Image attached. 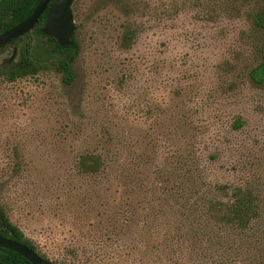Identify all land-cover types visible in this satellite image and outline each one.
I'll use <instances>...</instances> for the list:
<instances>
[{
	"label": "rangeland",
	"instance_id": "obj_1",
	"mask_svg": "<svg viewBox=\"0 0 264 264\" xmlns=\"http://www.w3.org/2000/svg\"><path fill=\"white\" fill-rule=\"evenodd\" d=\"M263 10L264 0H75L73 84L52 71L0 78L11 221L70 262L74 239L126 220L129 256L91 264H264V86L249 79ZM107 153L112 168L79 176L80 156ZM235 188L258 209L247 229L209 215Z\"/></svg>",
	"mask_w": 264,
	"mask_h": 264
},
{
	"label": "trees",
	"instance_id": "obj_2",
	"mask_svg": "<svg viewBox=\"0 0 264 264\" xmlns=\"http://www.w3.org/2000/svg\"><path fill=\"white\" fill-rule=\"evenodd\" d=\"M41 0H0V36L26 21L34 12ZM55 0H52L44 15L39 19L35 28L24 37L0 47V54L8 48L16 49L20 55L19 60L8 61L0 66V78L7 82H15L19 79L34 77L42 72L52 71L59 74L64 83L72 85L76 79L74 65L81 54V48L76 41L75 34L78 27H74L73 44L61 47L58 41L43 34L42 30L47 23V14L53 8ZM73 13V12H72ZM254 26L264 31V10L252 16ZM262 61L249 74L251 82L257 86H264V48L261 51ZM243 127V122L238 120L236 129ZM115 157L110 154H85L80 156L77 162V171L82 177H97L113 167ZM113 172L106 174L108 179ZM225 187V186H224ZM219 188L228 191L229 188ZM229 199L221 204H213L209 215L218 219L223 218L228 224L241 229H247L258 217V209L255 206L252 195L245 193L241 188H235L232 192H226ZM192 195V192L189 193ZM128 222L123 224L112 223V230L107 234H99L90 238L86 236L83 242L74 239L72 247L66 251L67 257L74 262L63 259L54 252L45 251L44 248L15 225L6 210L0 204V237L21 243L37 252L44 260L53 264H91L93 259L99 262L107 257L108 252L112 256L127 257L123 240H125ZM117 226L120 231H117ZM59 255L61 258H59ZM64 255V254H63ZM0 264H31L17 253L0 248Z\"/></svg>",
	"mask_w": 264,
	"mask_h": 264
},
{
	"label": "water",
	"instance_id": "obj_3",
	"mask_svg": "<svg viewBox=\"0 0 264 264\" xmlns=\"http://www.w3.org/2000/svg\"><path fill=\"white\" fill-rule=\"evenodd\" d=\"M75 0H55L53 8L47 14V23L42 32L55 38L61 47L73 44L74 18L72 6ZM52 0H41L33 14L23 23L0 36V47L6 46L30 33L44 15ZM0 248L17 253L31 264H53L44 260L27 246L0 237Z\"/></svg>",
	"mask_w": 264,
	"mask_h": 264
}]
</instances>
